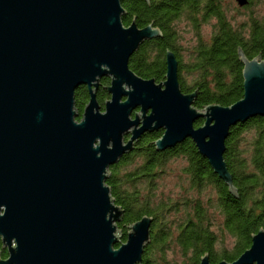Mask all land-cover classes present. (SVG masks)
<instances>
[{
    "label": "water",
    "instance_id": "1",
    "mask_svg": "<svg viewBox=\"0 0 264 264\" xmlns=\"http://www.w3.org/2000/svg\"><path fill=\"white\" fill-rule=\"evenodd\" d=\"M122 1L0 0V245L7 251L0 264H141L152 219L129 225L121 241L122 210L106 179L145 133L162 130L157 151L190 138L237 194L225 140L232 126L264 116V58L239 50L242 97L199 109L197 91L180 89L172 51L161 82L129 68L138 47L162 33L134 20L123 25ZM102 78L109 79L103 105ZM81 85L89 99L79 113ZM199 264L212 263L204 254ZM216 264H264V228L237 259Z\"/></svg>",
    "mask_w": 264,
    "mask_h": 264
},
{
    "label": "trees",
    "instance_id": "2",
    "mask_svg": "<svg viewBox=\"0 0 264 264\" xmlns=\"http://www.w3.org/2000/svg\"><path fill=\"white\" fill-rule=\"evenodd\" d=\"M229 3V0L122 1L126 12L123 25L128 26L134 20L140 28L152 24L162 33L138 47L129 59V68L142 78L161 82L166 72L165 51L170 50L178 61L181 91H197L193 106L200 109L209 104H233L243 94L238 51L249 59L264 58V0H248L247 5L236 6L234 11L246 12V20L241 22L230 14ZM181 23L188 24L195 37L185 62L179 52V40L185 32L179 27ZM204 25L210 26L208 37L202 34ZM108 80L102 78L96 92L101 105L109 97L105 87ZM88 99L86 86H78L75 107L79 113ZM201 124L202 120H198L195 127ZM247 131L253 132V140L241 146ZM161 134L162 130H158L142 135L132 150L109 168L106 184L114 203L122 210L117 223L122 231L121 241L126 240L129 225L147 216L152 222L141 264H178L168 258V252L173 250L182 257L179 264H199L204 254L212 264L237 259L250 247L251 236L264 228V116L232 126L225 140L223 158L236 195L229 192L190 138L157 151L153 141ZM178 160L183 163L177 197L156 193L157 182L163 176H176L173 167L167 165Z\"/></svg>",
    "mask_w": 264,
    "mask_h": 264
},
{
    "label": "rangeland",
    "instance_id": "3",
    "mask_svg": "<svg viewBox=\"0 0 264 264\" xmlns=\"http://www.w3.org/2000/svg\"><path fill=\"white\" fill-rule=\"evenodd\" d=\"M229 12L231 15H233L237 21H245L246 20V12L244 10H241V12H236L234 11L235 7L237 5V3L235 2V0H229ZM180 28H183L185 30V32L182 33V38L179 40V45L181 47L180 49V55L182 56L183 61H187L188 60V55H189V51L192 50V46L195 44V37L192 35L191 31V27L186 24V23H181ZM210 33V26L209 25H204L202 27V34L204 35V37H208ZM194 34V33H193ZM109 82V80H108ZM109 84V83H108ZM107 84V85H108ZM106 85V86H107ZM106 100V99H105ZM104 100V101H105ZM244 140L241 143L242 145H246L249 142H251L253 140V132L252 131H247L246 133H244L243 135ZM183 162H181L180 160H178L177 162H173L171 163V161L169 162V164L167 166H170L171 168L173 167V170L176 173V176H174V174H170L171 176H163V178L158 181V189L156 193H160L162 192V195H167L168 197H177V194L180 192V180H179V173H180V168L182 167ZM178 169V171H177ZM178 179V182H177ZM178 183V188L176 187ZM165 197V196H164ZM176 218L181 217V216H177L175 215ZM120 230V229H119ZM128 230V229H127ZM120 232H122L120 230ZM168 258L175 260L178 264L182 262V257L180 256V254L178 252H175V250L168 252Z\"/></svg>",
    "mask_w": 264,
    "mask_h": 264
},
{
    "label": "flooded vegetation",
    "instance_id": "4",
    "mask_svg": "<svg viewBox=\"0 0 264 264\" xmlns=\"http://www.w3.org/2000/svg\"><path fill=\"white\" fill-rule=\"evenodd\" d=\"M101 85V83H100ZM100 87V86H99ZM99 89V88H98ZM146 134V133H145ZM144 135V134H143ZM142 137V136H141ZM7 258V251L6 249L2 248L0 245V259H6Z\"/></svg>",
    "mask_w": 264,
    "mask_h": 264
}]
</instances>
